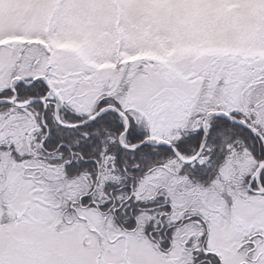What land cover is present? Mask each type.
<instances>
[{"label": "snow or ice", "instance_id": "1", "mask_svg": "<svg viewBox=\"0 0 264 264\" xmlns=\"http://www.w3.org/2000/svg\"><path fill=\"white\" fill-rule=\"evenodd\" d=\"M0 264H264V0H0Z\"/></svg>", "mask_w": 264, "mask_h": 264}]
</instances>
